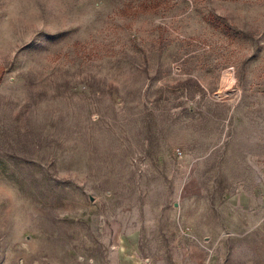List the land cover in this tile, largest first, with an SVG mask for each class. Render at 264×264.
Listing matches in <instances>:
<instances>
[{"label":"rangeland","instance_id":"obj_1","mask_svg":"<svg viewBox=\"0 0 264 264\" xmlns=\"http://www.w3.org/2000/svg\"><path fill=\"white\" fill-rule=\"evenodd\" d=\"M0 264H264V0H0Z\"/></svg>","mask_w":264,"mask_h":264},{"label":"water","instance_id":"obj_2","mask_svg":"<svg viewBox=\"0 0 264 264\" xmlns=\"http://www.w3.org/2000/svg\"><path fill=\"white\" fill-rule=\"evenodd\" d=\"M91 198H93L92 196H90Z\"/></svg>","mask_w":264,"mask_h":264}]
</instances>
